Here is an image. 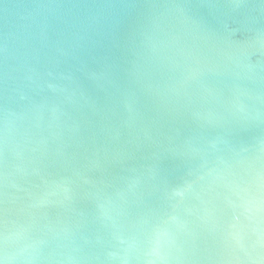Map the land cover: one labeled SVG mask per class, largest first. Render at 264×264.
Segmentation results:
<instances>
[{
    "label": "water",
    "instance_id": "95a60500",
    "mask_svg": "<svg viewBox=\"0 0 264 264\" xmlns=\"http://www.w3.org/2000/svg\"><path fill=\"white\" fill-rule=\"evenodd\" d=\"M0 264H264V0H0Z\"/></svg>",
    "mask_w": 264,
    "mask_h": 264
}]
</instances>
